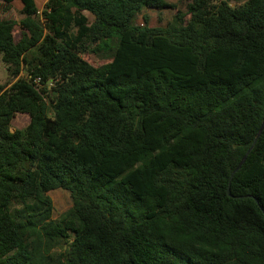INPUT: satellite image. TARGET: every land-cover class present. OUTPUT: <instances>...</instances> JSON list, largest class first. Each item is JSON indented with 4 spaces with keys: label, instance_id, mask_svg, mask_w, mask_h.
Segmentation results:
<instances>
[{
    "label": "trees",
    "instance_id": "1",
    "mask_svg": "<svg viewBox=\"0 0 264 264\" xmlns=\"http://www.w3.org/2000/svg\"><path fill=\"white\" fill-rule=\"evenodd\" d=\"M20 3L17 42L0 21L26 74L0 92V264H264V125L226 193L264 122V0H190L154 28L135 16L164 0H47L42 25Z\"/></svg>",
    "mask_w": 264,
    "mask_h": 264
},
{
    "label": "rangeland",
    "instance_id": "2",
    "mask_svg": "<svg viewBox=\"0 0 264 264\" xmlns=\"http://www.w3.org/2000/svg\"><path fill=\"white\" fill-rule=\"evenodd\" d=\"M170 5V8L164 10H155L151 8H143L140 13L135 16L134 23L139 26H145L149 28H154L157 26H166L169 24L176 12L185 13L186 7L190 0H164ZM246 0H230L231 7L242 6ZM38 15L35 19L42 25V12L44 11L47 0H35ZM22 5L20 0H14L10 5H5L0 1V21H11L15 25L13 27L12 35L14 41L17 42L20 39L21 31L19 29L18 23L23 18L21 15ZM88 18L89 23L93 22V17L88 13H84ZM188 19V17H186ZM81 59L87 62L91 67L97 68L110 61V56L104 53H91L82 52L80 54ZM25 72H20L19 77L12 78L8 75L6 67L2 64L0 59V92L6 91L12 84L20 77H25ZM48 89H52L51 84ZM54 93V92H53ZM54 96V95H53ZM29 124V117L26 114H16L10 123V131L12 133L19 131L23 132ZM47 196L49 197L52 204L51 218L58 221L62 216L71 208L72 200L70 194L62 189H56L50 191Z\"/></svg>",
    "mask_w": 264,
    "mask_h": 264
},
{
    "label": "water",
    "instance_id": "3",
    "mask_svg": "<svg viewBox=\"0 0 264 264\" xmlns=\"http://www.w3.org/2000/svg\"><path fill=\"white\" fill-rule=\"evenodd\" d=\"M50 84H51V80H49V81L47 82V86H49ZM54 94H55V93H52V95H54ZM263 125H264V122H263L262 125L260 126V128H259V130H258V132H257V134H256V137H255L254 141L252 142V145H251L250 148L246 151V153H245L244 156L241 158L240 162L237 164L236 168L234 169V171L231 173V175H230V177H229V182H228V186H227V189H226V193H227L228 196H230V190H229L230 181H231V179H232L234 173H235L236 171H238L239 168L242 166V164L245 162V160H246V158H247L249 152H250L251 149L253 148V146H254L256 140L259 138V136H260V134H261V132H262ZM248 197H249V198H252L251 196H248ZM254 201L256 202L255 199H254ZM260 211L262 212V214H263V216H264V212L261 210V208H260Z\"/></svg>",
    "mask_w": 264,
    "mask_h": 264
}]
</instances>
